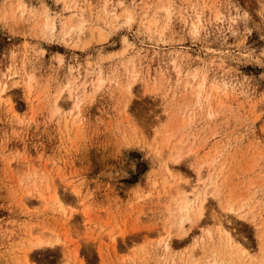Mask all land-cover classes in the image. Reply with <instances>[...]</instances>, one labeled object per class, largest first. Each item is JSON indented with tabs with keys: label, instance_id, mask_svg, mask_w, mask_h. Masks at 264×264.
<instances>
[{
	"label": "rangeland",
	"instance_id": "obj_1",
	"mask_svg": "<svg viewBox=\"0 0 264 264\" xmlns=\"http://www.w3.org/2000/svg\"><path fill=\"white\" fill-rule=\"evenodd\" d=\"M1 82L0 264H264V0H0Z\"/></svg>",
	"mask_w": 264,
	"mask_h": 264
},
{
	"label": "bare ground",
	"instance_id": "obj_2",
	"mask_svg": "<svg viewBox=\"0 0 264 264\" xmlns=\"http://www.w3.org/2000/svg\"><path fill=\"white\" fill-rule=\"evenodd\" d=\"M162 11H164V12H167L168 10L167 9H162ZM160 15V14H159ZM76 16V15H75ZM75 16H74V18L72 17V19H70L69 20V22H68V24H69V27L67 26V24L65 25L64 24V28H65V30H64V32L66 31L67 32V28L65 27V26H67L68 27V30L70 29H74V30H76L75 28L77 27V26H79V20H78V18H80V17H76L77 19H75ZM123 18H124V20H125V18L127 19V20H132V16H131V14H129V13H125V14H123L122 16H116L115 17V21L116 22H120L121 20H123ZM82 21V20H81ZM112 22V21H111ZM131 22V21H130ZM155 23V22H154ZM153 23V24H154ZM81 24H83L82 22H81ZM112 24V23H111ZM54 25V24H53ZM46 26H48V23L45 25V27ZM82 26V25H81ZM80 26V27H81ZM53 27H55V26H53ZM80 27L78 28L77 27V29H79V30H81L80 29ZM83 27V26H82ZM68 32H70V31H68ZM65 34H67V33H65ZM10 82V81H9ZM9 82H5V83H0V91H1V98H8V90H9ZM59 102L57 101L56 102V104H58ZM61 105V104H60ZM63 106V105H62ZM61 106V107H62ZM57 107H59V106H57ZM60 108V107H59ZM58 111V110H57ZM166 161V160H165ZM202 165V164H201ZM172 172H173V170L171 169V168H169V167H167V173H168V175H172ZM201 175V173H199V178H198V180H197V183L195 184V185H190V186H188V189H182V190H180L181 191V193L180 192H178V196L179 197H181V199H182V201L179 203V209H178V211H180V216H179V218H182V222H184V221H188V220H191V218H190V214L189 213H191V212H195V214H196V216H197V218L199 219V220H201L202 219V217L204 216V210H205V204H206V201H207V199L208 198H206V195L207 194H205V195H202L203 193H204V190L206 189V183H205V181H204V177L203 176H200ZM203 175V174H202ZM209 195V194H208ZM56 196H57V194H56ZM194 214V213H193ZM192 221V220H191ZM218 227H219V229H218V232H219V234L221 235V236H223V237H225L229 242H231V243H235L236 241L234 240V238L229 234V233H226V232H224V227H223V225L222 224H218ZM228 242V243H229ZM240 243V242H239ZM233 245V244H232ZM235 245H239V244H235ZM230 246V245H229ZM240 246V245H239ZM198 248V246L197 247H195V249H197ZM166 250L167 251H170V250H173L172 249V247H171V244L168 242V243H166ZM172 252V251H171ZM243 252H245V251H243ZM245 254V253H244ZM245 256V255H244ZM229 257V256H228ZM246 257H247V255H246ZM193 261H194V253H192L191 254V256H190V259L188 260V264H192L193 263ZM253 261V260H252ZM216 262H212V263H210V264H215ZM241 263V262H240ZM244 263V262H243ZM260 263V262H259Z\"/></svg>",
	"mask_w": 264,
	"mask_h": 264
}]
</instances>
